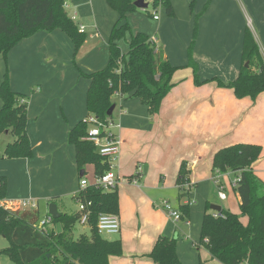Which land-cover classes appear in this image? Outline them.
<instances>
[{"label": "crops", "instance_id": "1", "mask_svg": "<svg viewBox=\"0 0 264 264\" xmlns=\"http://www.w3.org/2000/svg\"><path fill=\"white\" fill-rule=\"evenodd\" d=\"M154 1L144 3L148 8ZM156 1L160 3L148 18L143 14L147 8H137L126 16L129 32L116 44L125 54L131 37L143 33L173 67L180 69L174 73L173 87L157 114L150 115L135 97L114 96L117 101L111 100L115 105L111 117L120 125L115 134L121 139L115 190L120 221L116 240L121 243L122 256L110 257L108 264H153L147 256L160 236L176 240V255L182 264H220L200 242L201 224L205 214L215 212L211 208L214 203L228 199L226 187L235 175L224 173L219 178L226 194L221 200L213 181L212 159L217 151L231 145L260 146V158L252 169L264 182V92L256 100L237 99L232 90L211 80L236 79L246 29L251 30L264 59V0H168L173 16L166 14L161 4L164 0ZM65 11L78 28L85 29L86 40L77 52L66 34L54 30L22 40L5 60L0 57V79L7 71L10 89L25 98L26 134L32 150L31 158L0 159V177L6 179L1 201H35V212L18 207L7 212L37 229L42 204L47 208L46 217L50 200L61 214L58 204L70 199L77 210L68 214H76L80 180L92 185L96 178L93 166L78 169L75 147L68 136L90 117L86 107L90 80L86 76L107 66L108 41L118 21V14L106 0H68ZM153 14L159 19L154 20ZM192 42V59L203 82L199 86L187 66ZM10 136H0L1 151L14 142ZM182 163L188 176L186 185L179 187ZM163 202L177 212L180 206H187L188 218L173 220ZM240 221L247 223L245 217ZM3 247L0 244V251L8 246Z\"/></svg>", "mask_w": 264, "mask_h": 264}, {"label": "trees", "instance_id": "2", "mask_svg": "<svg viewBox=\"0 0 264 264\" xmlns=\"http://www.w3.org/2000/svg\"><path fill=\"white\" fill-rule=\"evenodd\" d=\"M68 0H0V57L4 60L8 52L19 42L37 33L60 30L74 44L78 51L86 35L67 15L65 4ZM108 6L118 14L109 41L107 66L86 76L90 86L86 95V107L90 116L104 122L112 106V97L129 96L141 100L150 115L157 114L163 99L170 92L174 73L180 68L173 67L154 43L143 33L131 37L128 51L121 53L117 41L129 32L126 23L128 14L137 12L132 0H106ZM159 1H154L156 9ZM166 14L173 16L168 0L161 2ZM191 43L188 49V67L193 71L196 86L203 84L198 79L196 64L192 59ZM241 67L235 80L222 82L212 79L220 88L232 90L235 98L256 100L264 92V59L259 47L248 29L245 30L241 50ZM0 136L8 133L14 142L4 151L0 159L31 158L32 150L26 134V102L23 95L12 92L8 72L0 79ZM90 126L84 121L78 123L69 133L68 142L75 147L76 164L81 171L85 166L94 167L96 177L107 171V166L93 146L84 140ZM261 147L252 144H235L215 153L212 159V174L232 173L240 177L235 189L239 197L241 217L247 219L243 225L238 215L221 210L220 217L214 212L204 215L200 242L212 260L220 264H264V182L253 172L252 165L260 158ZM177 185L187 183L188 172L182 163ZM134 179V178H131ZM136 180V179H134ZM133 181V180H132ZM6 179L0 177V201L5 197ZM80 200L89 212V234L74 236L79 213H61L52 219L51 229L45 232L22 219L0 209V236L9 245L0 251L15 264H108L110 257H121L120 241H109L97 234L96 225L101 214H118L117 191L105 192L89 186L75 199ZM50 200L49 204L53 203ZM180 220L188 218L189 208L180 206ZM60 224L61 231H56ZM153 264H182L176 255V240L160 236L147 256Z\"/></svg>", "mask_w": 264, "mask_h": 264}, {"label": "built area", "instance_id": "3", "mask_svg": "<svg viewBox=\"0 0 264 264\" xmlns=\"http://www.w3.org/2000/svg\"><path fill=\"white\" fill-rule=\"evenodd\" d=\"M153 19L158 20L159 17L156 14H153ZM78 32L83 34L85 29L83 26L78 28ZM153 42V41H152ZM115 96H119L116 94ZM89 126V132L84 140L90 142L95 147L97 154L103 158L107 166V171L96 177L94 183L90 185L85 179H81L79 182V192L76 198L79 196V193L85 190L89 186H94L98 189H101L105 192H112L116 189L119 177L116 175L115 170L118 166V161L121 152V139L118 135L115 134V130L120 128L119 123L115 122L112 117L107 116L104 119V122H100L97 118L90 116L85 121ZM221 173H217L214 176V183L218 189V196L221 200L226 199V194L223 191V187L219 183V178ZM240 181L239 176H235L232 180L230 186L232 189H236ZM133 184H137L136 180L132 181ZM165 210H167L168 215L175 221L180 220V214L177 211H173L167 202L162 203ZM78 206V225L86 227L89 220V212L86 211V206L81 203L80 200L77 201ZM13 207H18L22 209H35L36 203L33 200H4L0 201V209L3 211H9ZM214 218L220 217V214L214 212L212 215ZM52 218L47 215L38 226V229L45 232L49 225H51ZM96 231L99 236L102 238L111 237L118 235L120 233V221L118 215L115 214H101L98 217ZM242 264H248L243 262Z\"/></svg>", "mask_w": 264, "mask_h": 264}, {"label": "rangeland", "instance_id": "4", "mask_svg": "<svg viewBox=\"0 0 264 264\" xmlns=\"http://www.w3.org/2000/svg\"><path fill=\"white\" fill-rule=\"evenodd\" d=\"M243 4L244 3L242 2L240 6H243ZM244 8H245V6H244ZM152 9H153V7H152V5H150L147 8V10L143 11V14L148 18L149 14L151 13V11H153ZM70 12L71 11H68L69 15H71ZM116 98L113 96L111 100L113 102L117 101ZM114 114H116V111H115ZM10 138L12 139L13 137L10 136ZM3 142L4 141L2 140L1 144H3ZM86 171L89 173L88 176L90 175V177H88V178L91 179L92 178V170H91V168L89 167L88 169H86ZM228 186H229V184H228ZM228 186L226 187V191H227L226 194L229 195L228 199L226 201H224V202L217 201V203H214V204L216 206L221 207L222 210L230 211L231 213H234V214L238 215L239 217H241V213H240L239 207L237 205V201H236V197H237L236 195L237 194L236 195L233 194V191L230 190L231 188H229L230 186L229 187ZM214 192L216 193V190H214ZM171 202L173 203L174 201H171ZM58 209H59L60 212L66 213V214L77 210L76 206L74 205V203L70 199H67V200L63 201V203L61 205L58 204ZM32 211L35 212L36 208L34 210H32ZM46 211H47L46 206L44 204H42L40 206V220L38 221V223H40L43 220V218L46 215L45 214ZM210 211L211 210H209V212ZM38 223H37V225H38ZM73 234H74L75 237L78 236L79 234H86L87 235V234H89V229L87 227H82V226L77 224L75 226V230H74ZM104 239H106V240H116V239H118V235L108 237V239H107V237H105ZM0 244H2L4 247H7L9 245L8 241L5 238H3L2 236H0ZM0 264H15V263H13L7 256L0 254Z\"/></svg>", "mask_w": 264, "mask_h": 264}, {"label": "water", "instance_id": "5", "mask_svg": "<svg viewBox=\"0 0 264 264\" xmlns=\"http://www.w3.org/2000/svg\"><path fill=\"white\" fill-rule=\"evenodd\" d=\"M134 6L138 9H146L147 8V4L144 3V0H136L134 3ZM115 108V105H112L109 110L107 111V116L111 117L113 110ZM213 211L219 213L221 211V207L219 206H212L211 207ZM48 214L52 217V219L57 220L60 217V214L57 211V207L55 204H50L48 206ZM56 231L58 233H60L61 228H60V224H56Z\"/></svg>", "mask_w": 264, "mask_h": 264}]
</instances>
